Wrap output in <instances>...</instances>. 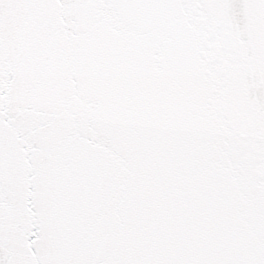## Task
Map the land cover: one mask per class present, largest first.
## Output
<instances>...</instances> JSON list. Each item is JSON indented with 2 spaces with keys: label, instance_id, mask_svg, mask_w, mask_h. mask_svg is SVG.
Here are the masks:
<instances>
[{
  "label": "snow or ice",
  "instance_id": "snow-or-ice-1",
  "mask_svg": "<svg viewBox=\"0 0 264 264\" xmlns=\"http://www.w3.org/2000/svg\"><path fill=\"white\" fill-rule=\"evenodd\" d=\"M0 264H264V0H0Z\"/></svg>",
  "mask_w": 264,
  "mask_h": 264
}]
</instances>
